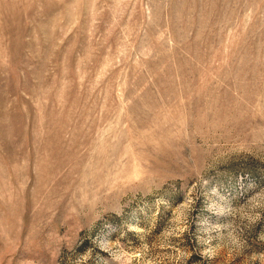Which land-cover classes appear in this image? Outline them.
I'll use <instances>...</instances> for the list:
<instances>
[{
    "label": "rangeland",
    "instance_id": "1",
    "mask_svg": "<svg viewBox=\"0 0 264 264\" xmlns=\"http://www.w3.org/2000/svg\"><path fill=\"white\" fill-rule=\"evenodd\" d=\"M0 264H264V0H0Z\"/></svg>",
    "mask_w": 264,
    "mask_h": 264
}]
</instances>
